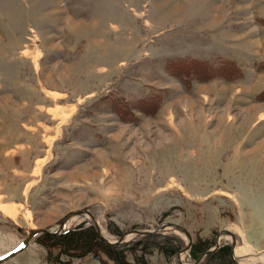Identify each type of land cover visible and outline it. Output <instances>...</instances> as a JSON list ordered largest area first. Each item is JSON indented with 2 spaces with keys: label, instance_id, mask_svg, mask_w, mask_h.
Listing matches in <instances>:
<instances>
[{
  "label": "rangeland",
  "instance_id": "obj_1",
  "mask_svg": "<svg viewBox=\"0 0 264 264\" xmlns=\"http://www.w3.org/2000/svg\"><path fill=\"white\" fill-rule=\"evenodd\" d=\"M62 222L156 230L148 264H205L228 230L264 264V0H0V258ZM37 236L0 264H114Z\"/></svg>",
  "mask_w": 264,
  "mask_h": 264
},
{
  "label": "trees",
  "instance_id": "obj_2",
  "mask_svg": "<svg viewBox=\"0 0 264 264\" xmlns=\"http://www.w3.org/2000/svg\"><path fill=\"white\" fill-rule=\"evenodd\" d=\"M176 62L185 63L191 62V60L186 58L170 60L166 68L170 70L175 76L181 77L189 82L192 80L204 79V75H199L198 73L201 72H198L195 67L183 66L185 68L183 70L172 69L171 63ZM198 62L199 63H193H197L206 72L209 73V76L207 78L215 75H220L215 74L216 72L220 71V68H217L215 64L206 61ZM230 63V61L224 62V64ZM223 77L225 76L223 75ZM108 230L116 235L117 239L122 234V232L118 230V228H109L108 226ZM156 236L157 234L153 232H145L143 234H137L138 238L136 239H131L126 242L109 243L100 235L99 230L94 223L85 225L84 222H81L72 228H66L52 233H40L36 237V240L47 249L49 260L57 261L56 258L58 257V255H68L70 257H84L86 255H92L97 259L106 257L114 264H148V261L145 257L148 252L147 244L149 243V241H155ZM177 241L179 242L180 240L177 239ZM209 248L210 245H208V242H206V240L198 241L191 246V256L197 259L203 252L207 251ZM230 249V244H224L216 248L214 251L207 253L204 256L206 260L205 264H231ZM169 251L164 250V254L166 256H172L176 253V248H170ZM129 254L132 256V261L128 259Z\"/></svg>",
  "mask_w": 264,
  "mask_h": 264
},
{
  "label": "water",
  "instance_id": "obj_3",
  "mask_svg": "<svg viewBox=\"0 0 264 264\" xmlns=\"http://www.w3.org/2000/svg\"><path fill=\"white\" fill-rule=\"evenodd\" d=\"M169 225H171V226H173V227H175V228H178V229H180L181 231H183V232L185 233V235H186L187 238H188V243H187L186 246L182 249V251H187V250L189 249V247L191 246V242H192V236H191L190 232H189L187 229H185L184 227L180 226L179 224L169 223ZM162 227H163V226H162ZM62 228H63V222L60 224L59 229L56 230V231H60V230H62ZM56 231H51V230H47V229H39V230H34V231H32V232H31L26 238H24V240L22 241L21 245H20L18 248H16L15 250H13L12 252H10V253L7 254L6 256L0 258V263H3V262H5V261H7V260L10 259L11 257H13V256H15L16 254H18V253H19L20 251H22L23 249H25V248L27 247V245L29 244V241H30L33 237L37 236L38 234L43 233V232L52 233V232H56ZM155 231H156V230H155ZM155 231L153 230V231H151V232L154 233ZM132 232H134V233H138V234H143V233H145V232H150V231L133 230ZM127 233H128V232H126V233H124V234H121L117 240H114V241H108V242H109V243L121 242V241L124 239V237H125V235H126ZM220 234H229V235H231V237H232V244H231V249H230V256H231L232 260H233L236 264H238V261L236 260L235 255H234V246H235V236H234V234H232V233H231L230 231H228V230H222V231L220 232ZM216 248H218V243H216V244L214 245V247H212V248L208 249L207 251L203 252V253L199 256V258H197V259L195 260V263H197L198 261H200V260H201V259L207 254V253H209V252H211V251H214Z\"/></svg>",
  "mask_w": 264,
  "mask_h": 264
},
{
  "label": "bare ground",
  "instance_id": "obj_4",
  "mask_svg": "<svg viewBox=\"0 0 264 264\" xmlns=\"http://www.w3.org/2000/svg\"><path fill=\"white\" fill-rule=\"evenodd\" d=\"M2 208H3L4 210H6L8 213L12 214V210L10 211L9 209H7V208H5V207H3V206H2Z\"/></svg>",
  "mask_w": 264,
  "mask_h": 264
}]
</instances>
